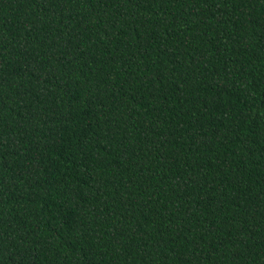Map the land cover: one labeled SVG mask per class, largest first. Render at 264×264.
Here are the masks:
<instances>
[{
	"label": "trees",
	"instance_id": "16d2710c",
	"mask_svg": "<svg viewBox=\"0 0 264 264\" xmlns=\"http://www.w3.org/2000/svg\"><path fill=\"white\" fill-rule=\"evenodd\" d=\"M0 264H264V0H0Z\"/></svg>",
	"mask_w": 264,
	"mask_h": 264
}]
</instances>
